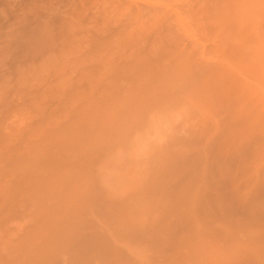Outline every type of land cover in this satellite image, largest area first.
<instances>
[{
  "label": "rangeland",
  "instance_id": "rangeland-1",
  "mask_svg": "<svg viewBox=\"0 0 264 264\" xmlns=\"http://www.w3.org/2000/svg\"><path fill=\"white\" fill-rule=\"evenodd\" d=\"M0 264H264V0H0Z\"/></svg>",
  "mask_w": 264,
  "mask_h": 264
}]
</instances>
